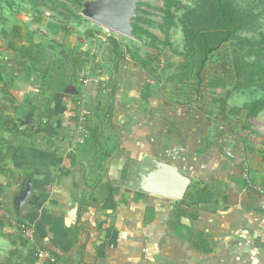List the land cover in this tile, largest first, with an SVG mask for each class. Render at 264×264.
<instances>
[{
	"label": "crops",
	"instance_id": "0c3cea01",
	"mask_svg": "<svg viewBox=\"0 0 264 264\" xmlns=\"http://www.w3.org/2000/svg\"><path fill=\"white\" fill-rule=\"evenodd\" d=\"M33 29L31 42L0 61L3 76L12 77L10 89L0 84V218L25 223L34 235L28 241L13 223L5 227L0 264H46L36 260L39 250L70 264H264V192L244 185L250 180L264 188L259 152L217 129L197 102L175 101L161 79L128 57L111 72L104 46L100 52L81 41H58L57 31ZM92 34L104 42L100 29ZM51 41L102 65L101 81L114 80L110 128L100 140L112 151L104 170L96 171L93 145L106 103L86 93L81 105L90 133L79 143L81 107L68 78L57 81L49 69L57 53ZM21 49L30 60L20 57ZM84 67L90 71V64ZM98 180L106 185L93 189L82 219L89 238L80 260L71 235L75 208L85 185ZM193 183L218 185L225 200L200 207L195 219L189 209L178 214L174 206ZM191 233L202 234L208 253L193 248Z\"/></svg>",
	"mask_w": 264,
	"mask_h": 264
},
{
	"label": "rangeland",
	"instance_id": "374dc122",
	"mask_svg": "<svg viewBox=\"0 0 264 264\" xmlns=\"http://www.w3.org/2000/svg\"><path fill=\"white\" fill-rule=\"evenodd\" d=\"M14 1V4L7 6L0 0V59L7 52L10 53L7 45L11 40H15V47L19 43L31 42L35 32L33 28L45 34L57 31L54 38L58 41H81L101 52L103 45L92 40V33L100 29L95 20L101 5L104 1L110 2L119 8L122 25L121 33L110 31L107 36L115 37L123 48L130 47L134 54L152 63L151 69L160 77L166 94L179 102L186 99L197 103L200 101L203 110L209 113L213 121L221 120L216 100L232 89V80L235 79L230 74L233 58L241 56L245 61H258L262 56L256 55L253 49H264V0H232L238 13L252 12L257 19L251 30L240 33L210 57L200 93L195 94L194 80L177 84L171 77L185 60V30L201 17L202 10H206L207 0H180L181 9L174 11L172 8L174 13L169 21L166 20V7L161 0H80V5L74 0H34L35 4H32V0ZM133 24L145 29L149 35L134 37L131 34ZM28 26H32V29ZM107 36L100 41L105 42ZM211 84L214 87L209 86ZM258 99H264V93L254 87L232 91L227 100L228 110L234 109L239 114H228L227 120L214 123L217 129L218 125L227 128L236 139L251 145L255 152L264 157V111L253 119L244 117V107Z\"/></svg>",
	"mask_w": 264,
	"mask_h": 264
},
{
	"label": "trees",
	"instance_id": "16d2710c",
	"mask_svg": "<svg viewBox=\"0 0 264 264\" xmlns=\"http://www.w3.org/2000/svg\"><path fill=\"white\" fill-rule=\"evenodd\" d=\"M74 1L77 2L78 5L81 3L80 0ZM161 1L166 7V20L168 21L173 17V11L171 9L174 8V11H178L182 7V2L180 0ZM2 2L7 6H11L15 1L2 0ZM35 3L36 1L32 0V4ZM205 8L206 10H202V13L200 14L201 17L197 18L193 24L185 30L187 45V52L184 55L185 60L178 65L177 71L173 74V77H171L172 81L177 84L187 83L194 80L193 88L195 94L200 93L201 84L204 82V75L210 57L222 45L235 40L240 33L251 30L257 19V15H254L252 12L238 13L232 0H207ZM35 22H37V19H35ZM131 34L134 37L149 35L145 29L136 24L131 25ZM10 42L8 50L15 51V40H11ZM102 45L107 53L104 58L111 72H116L118 63L120 61H126L129 56L128 60L147 70L153 77L160 79L158 74H155L153 69H151L152 63H149L137 54H134L130 47L123 48L119 40L115 37L107 36L106 41L103 42ZM54 48H57V50L54 51ZM49 49L53 50L54 54L57 52L56 59L49 62L50 71L54 72L57 81L62 82V78L67 77L68 81H66V84L72 87L74 95L79 96V94L82 93L80 89L81 83L79 81V72L86 64H90V71H95L96 69L105 71L102 65L95 64L90 57L85 54L82 55L77 49L64 48L53 41L50 42ZM253 50L256 55L262 56L260 60L249 62L243 60L241 56H235L233 58V69L230 71V74L234 75L235 79L232 80V89L227 90L224 97L216 100L219 104V115L221 120H215V123L217 122L220 124L222 121L227 120L228 114H239L234 109L228 110L227 100L231 96L232 91H241L246 87H254L264 93V49L255 48ZM19 52L22 59H26L27 61L30 60L29 52L27 50L21 49ZM3 72L0 63V84L2 85V88L10 89L11 87H9V84L12 81V77L3 76ZM209 86L214 87L213 84ZM114 90V80L110 76L105 84H102L101 82L90 84L84 91L87 94H93L98 101L104 100L106 103V106L102 108L103 117L97 124L95 143L93 145L95 151L94 160L96 171L104 170L103 163L108 160L112 154V151L102 148L100 140L110 128ZM197 104H199L198 108L203 110L200 101ZM244 111V117L247 120L255 118L259 113L264 111V99L252 101L244 107ZM87 139L85 142L88 141ZM261 158L264 160V157ZM248 182L251 185H254L250 180H248ZM248 182H244L247 191L252 190V188L249 187ZM94 185L96 186H90L88 183L85 185V190L81 194L75 208V223L71 226V235L72 232L76 233V235H74V233L73 235L76 238L75 243L78 246L80 260L83 258L89 238L88 226L82 221V219L90 207L94 192L93 189L96 187L102 188L106 184H102L101 181L98 180ZM219 190L222 189L218 185L193 183L188 187L184 197L174 206V209L175 211H178V214L182 213L183 216L186 215V210L189 209L192 212L191 217L195 219L200 207H215L220 198L225 200L226 195L219 193ZM10 220V217L3 219L0 218V232L5 227L12 225ZM80 236H83V239H79ZM190 237L193 248L205 253L210 251L209 246L206 245L201 233H191Z\"/></svg>",
	"mask_w": 264,
	"mask_h": 264
},
{
	"label": "built area",
	"instance_id": "2783aa9c",
	"mask_svg": "<svg viewBox=\"0 0 264 264\" xmlns=\"http://www.w3.org/2000/svg\"><path fill=\"white\" fill-rule=\"evenodd\" d=\"M99 38H100L99 40H101V38H105V37L101 35L99 36ZM102 75L103 76L105 75L103 70L98 69L97 74L93 76L90 74V71H88L86 67H83L81 71L79 72V81L81 83V87L85 89L92 83L97 84L101 82L102 84H105L108 81V79L106 78L101 81L100 77ZM86 96L87 95L85 92H82L81 94H79V96H77V99H78L77 105L81 107V110L79 111V115H78V125H77V132H78L77 141L79 143H84L86 139L89 138V133H90L88 129L89 112L85 108H83L81 105V101H83V99ZM248 185L249 187H251L258 193L264 192L263 187L254 186V185H251L250 183ZM0 192H1V186H0ZM11 222L18 229V231L20 232L23 238H25L28 241H33L34 230L32 227H30L29 225L25 223H19L16 220H12V219H11ZM35 257L38 262H42V263L44 262L46 264H70L63 258L57 257L53 255L52 253L42 251V250L37 251L35 253Z\"/></svg>",
	"mask_w": 264,
	"mask_h": 264
},
{
	"label": "water",
	"instance_id": "95a60500",
	"mask_svg": "<svg viewBox=\"0 0 264 264\" xmlns=\"http://www.w3.org/2000/svg\"><path fill=\"white\" fill-rule=\"evenodd\" d=\"M95 23L100 27V32L107 35L110 31L121 33V14L119 8L113 6L110 2L104 1L100 7L99 12L96 15ZM29 194V189L27 190L26 196Z\"/></svg>",
	"mask_w": 264,
	"mask_h": 264
}]
</instances>
